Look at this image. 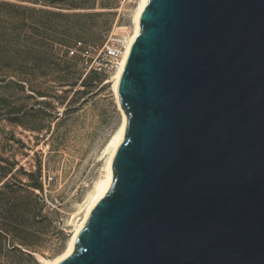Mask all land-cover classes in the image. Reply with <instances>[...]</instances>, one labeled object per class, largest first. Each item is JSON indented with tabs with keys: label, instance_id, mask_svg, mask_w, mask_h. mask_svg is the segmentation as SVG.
I'll use <instances>...</instances> for the list:
<instances>
[{
	"label": "water",
	"instance_id": "1",
	"mask_svg": "<svg viewBox=\"0 0 264 264\" xmlns=\"http://www.w3.org/2000/svg\"><path fill=\"white\" fill-rule=\"evenodd\" d=\"M112 181L57 264H264V0H147Z\"/></svg>",
	"mask_w": 264,
	"mask_h": 264
},
{
	"label": "rangeland",
	"instance_id": "2",
	"mask_svg": "<svg viewBox=\"0 0 264 264\" xmlns=\"http://www.w3.org/2000/svg\"><path fill=\"white\" fill-rule=\"evenodd\" d=\"M0 1L20 6L0 23V264H45L67 248L123 119L115 70L81 51L130 36L140 0Z\"/></svg>",
	"mask_w": 264,
	"mask_h": 264
},
{
	"label": "bare ground",
	"instance_id": "3",
	"mask_svg": "<svg viewBox=\"0 0 264 264\" xmlns=\"http://www.w3.org/2000/svg\"><path fill=\"white\" fill-rule=\"evenodd\" d=\"M146 1L147 0H140L139 1V5L137 8L135 17H134V30L130 36L126 35V38H125L126 48L123 52L122 57L119 60L118 66L116 67V70H115V73L113 76V87H114V90L116 92V95H117L116 85H117L118 79L120 78V75H121L122 66H123V63L125 61V58L129 52L130 48L134 42V39L136 38V36L140 30L139 16H140V13H141ZM117 98H118V95H117ZM118 103L120 106V110L122 112L123 119H122V123H121L119 129L113 135L112 139L109 142V145H108L109 157H108L107 163L104 167V171L102 172V175L100 176L97 183L95 184L94 191L91 192V195H89L90 197H89L88 203L84 209L83 216L81 218L79 217L80 219L75 224L73 235H72V237L68 243L67 248L58 257L51 259V260L46 259L45 264H57L60 260H62L63 258H65L66 256H68L69 254H71L74 251L75 239H76L78 233L80 232V230L84 227L85 221L88 218L91 209L103 197V195L107 192V190L110 186V183L112 181V168H111L112 159H113V156H114L117 148L119 147L120 143L124 140V133H125L126 123H127V115H126L124 109L121 107L119 98H118Z\"/></svg>",
	"mask_w": 264,
	"mask_h": 264
},
{
	"label": "built area",
	"instance_id": "4",
	"mask_svg": "<svg viewBox=\"0 0 264 264\" xmlns=\"http://www.w3.org/2000/svg\"><path fill=\"white\" fill-rule=\"evenodd\" d=\"M82 46V42L78 43V46L71 50L72 54L79 53L78 48ZM125 40H112L108 43L103 51V55L94 56L90 49L84 48L81 51L82 55L86 57V63L90 68L97 71H113L116 70L119 60L125 50ZM46 200L54 206V201L49 198L48 189H44Z\"/></svg>",
	"mask_w": 264,
	"mask_h": 264
},
{
	"label": "trees",
	"instance_id": "5",
	"mask_svg": "<svg viewBox=\"0 0 264 264\" xmlns=\"http://www.w3.org/2000/svg\"><path fill=\"white\" fill-rule=\"evenodd\" d=\"M5 7H13V8H20V6H17V5H14V4H11V3H8V2H5V1H0V23H1V18L2 16L4 15V12L6 11L5 10Z\"/></svg>",
	"mask_w": 264,
	"mask_h": 264
}]
</instances>
